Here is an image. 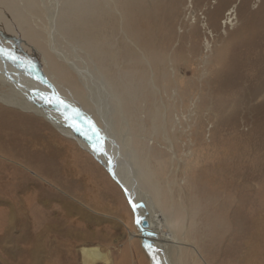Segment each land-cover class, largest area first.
I'll return each instance as SVG.
<instances>
[{"label":"bare ground","instance_id":"obj_1","mask_svg":"<svg viewBox=\"0 0 264 264\" xmlns=\"http://www.w3.org/2000/svg\"><path fill=\"white\" fill-rule=\"evenodd\" d=\"M232 1L212 11L214 27ZM180 2L0 0V157L43 175L30 157L47 121L122 187L150 264H198L180 230L207 263L264 264V189L255 183L264 176V51H243L264 48V19L251 15L261 19L212 56L165 54ZM190 35L198 52L200 30ZM229 45L233 62L220 73L212 63ZM83 253L87 264L106 256Z\"/></svg>","mask_w":264,"mask_h":264},{"label":"rangeland","instance_id":"obj_2","mask_svg":"<svg viewBox=\"0 0 264 264\" xmlns=\"http://www.w3.org/2000/svg\"><path fill=\"white\" fill-rule=\"evenodd\" d=\"M219 1L181 0L174 12L173 38L165 54H188L190 58L197 57L195 54L212 56L235 30L247 28L252 19H264V0H249L247 9L243 8V0H234L224 6L218 27H214L212 11ZM232 8L234 11L230 15ZM258 12L261 18L250 17ZM195 27L200 30L198 52L193 49L194 38L190 35ZM208 41L209 48L205 46ZM261 42L245 47L244 54H263ZM238 45L234 43L232 48L237 49ZM230 49L229 45L226 54H220L219 65L217 61L212 63L220 68V73L224 64L233 62ZM205 73L211 74L209 68ZM45 92L46 97L52 94L49 89ZM55 98L58 101L57 95ZM44 123L47 125L42 129L40 153L30 157L36 164L43 162V175L33 168L10 167L8 160L0 157V264H87L83 250L91 247L105 253L109 259L108 262L96 260L92 264H149L141 236L137 233L131 237L138 227L122 187L112 181L109 172L79 148L77 142L59 133L49 122ZM206 123L210 128V121ZM38 125L35 123V127ZM248 127L249 124H242L240 129L245 131ZM51 140L57 152L48 150ZM172 172L171 169L170 174ZM255 183L264 189V176ZM104 188H110L108 198L115 204L112 212L103 208V200L109 204L107 198L96 195V190L102 193ZM183 200L184 196L179 201ZM88 214L92 215V220L87 219ZM164 230L169 232L167 226ZM186 231L180 230L176 240L194 249L198 264H210L203 260L202 256L207 260L206 254L198 245L199 250L195 249Z\"/></svg>","mask_w":264,"mask_h":264},{"label":"crops","instance_id":"obj_3","mask_svg":"<svg viewBox=\"0 0 264 264\" xmlns=\"http://www.w3.org/2000/svg\"><path fill=\"white\" fill-rule=\"evenodd\" d=\"M102 168V167H101ZM103 169V168H102ZM110 175V174H109ZM110 177H111V175H110ZM111 180L112 181H115L112 177H111ZM116 182V181H115ZM117 183V182H116ZM118 184V183H117ZM119 185V184H118ZM120 186V185H119ZM121 188V187H120ZM110 189V188H109ZM109 189H106L105 190V188H104V190H102V193H98L97 191L98 190H96V195H98L99 197H100V195H101V197L102 198H107V201L109 202V204H110V206H109V204L108 203H106L105 202V200H103V204H104V207L103 208H106V209H109L110 210V212H112V210H113V208L115 207V204L113 205V204H111V202H110V199L108 198V197H110V194H109ZM108 190V193H106V191ZM126 200H128L127 199V196H126ZM112 201V200H111ZM113 202V201H112ZM127 204H128V206H129V202L127 201ZM129 207H131V206H129ZM97 208H99L100 209V207L98 206ZM132 208V207H131ZM121 211V210H120ZM92 215L91 214H88V220H92ZM125 218V217H124ZM134 218H135V224H136V228H137V223H136V216H135V214H134ZM137 231H138V229H137ZM132 232V234H131V237L133 238L134 236H136L137 235V233L138 232ZM138 236H139V234H138ZM143 245V244H142ZM144 246V245H143ZM146 252H147V255H148V257H149V260H150V255H149V253H148V251L146 250ZM102 260H104V261H106V262H108V257L107 256H105V258L104 259H102ZM96 261V260H95ZM98 261V260H97ZM149 264H150V262H149Z\"/></svg>","mask_w":264,"mask_h":264},{"label":"water","instance_id":"obj_4","mask_svg":"<svg viewBox=\"0 0 264 264\" xmlns=\"http://www.w3.org/2000/svg\"><path fill=\"white\" fill-rule=\"evenodd\" d=\"M0 54H5L4 50L1 47H0ZM0 56H2V55H0ZM78 114L79 113H77V116L79 117ZM140 224H141L142 229H146V228L149 227V221H148V219L145 216H141ZM144 242L149 243V250H153V247L151 245V242H149L147 239H145ZM149 255H150V253H149Z\"/></svg>","mask_w":264,"mask_h":264}]
</instances>
